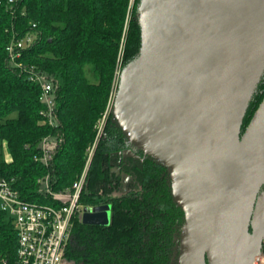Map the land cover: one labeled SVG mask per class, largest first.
<instances>
[{"label":"trees","instance_id":"trees-1","mask_svg":"<svg viewBox=\"0 0 264 264\" xmlns=\"http://www.w3.org/2000/svg\"><path fill=\"white\" fill-rule=\"evenodd\" d=\"M139 3L130 19L129 0H0V143L9 152V158L0 155V177H13L26 200L57 204L52 194L39 192L42 181L48 179L53 192L69 189L97 139L79 202L109 204L111 223L89 225L75 214L66 250L75 264H178L185 213L167 167L128 139L112 109L97 132L121 41L123 67L141 50ZM29 34L32 44L12 61L7 45ZM34 75L52 82L53 123ZM263 97L264 72L240 134ZM45 137L56 141L47 160ZM17 247L12 217L0 208V264H18Z\"/></svg>","mask_w":264,"mask_h":264},{"label":"water","instance_id":"water-1","mask_svg":"<svg viewBox=\"0 0 264 264\" xmlns=\"http://www.w3.org/2000/svg\"><path fill=\"white\" fill-rule=\"evenodd\" d=\"M142 45L112 113L163 163L185 213L178 264H258L264 238V0H140ZM83 223L109 225V204ZM252 229V232L250 231Z\"/></svg>","mask_w":264,"mask_h":264},{"label":"built area","instance_id":"built-area-1","mask_svg":"<svg viewBox=\"0 0 264 264\" xmlns=\"http://www.w3.org/2000/svg\"><path fill=\"white\" fill-rule=\"evenodd\" d=\"M32 42L30 34L24 39H13L6 47L11 60L15 62ZM31 79L40 84V100L46 106L44 112L49 115L48 120L53 123L52 82L40 75ZM55 145L56 141L50 137L42 140L43 159H48ZM85 178L86 173H83L69 189L56 192L51 190L48 179L43 180L39 192L52 194L57 197L58 203L41 204L24 199L13 177H0V208L12 217L17 232L18 264H75L67 257L66 250L72 235L73 218L85 208L79 202ZM256 262L264 264V238Z\"/></svg>","mask_w":264,"mask_h":264},{"label":"rangeland","instance_id":"rangeland-1","mask_svg":"<svg viewBox=\"0 0 264 264\" xmlns=\"http://www.w3.org/2000/svg\"><path fill=\"white\" fill-rule=\"evenodd\" d=\"M136 3H137V0H129V18L130 19L132 17ZM32 39H34L33 36H32ZM121 43L122 44L120 45V48H119L120 54H119V59H118V67L116 68L117 70L115 72V77H114L113 82H112L108 103H107L104 115L102 116L101 122L99 123V127L97 129V132H99V133L104 129L106 122H107V119H108V116L111 113V109L113 108L115 95H116L118 88H119L120 77H121V74H122L123 69H124V67H123L124 43H125L124 40H122ZM96 140L97 139L95 137L93 143L87 147L86 164H85V167H84L80 177L82 176L83 173L87 174V172H88L89 165L91 163L92 157L94 156V153L96 150V143H97ZM0 155H2L4 158L9 156V152H8L6 146L4 144H1V143H0ZM39 183H41V182L39 181ZM55 199H57V197H55ZM84 213H85V211L83 209L80 213L81 219H83Z\"/></svg>","mask_w":264,"mask_h":264},{"label":"crops","instance_id":"crops-1","mask_svg":"<svg viewBox=\"0 0 264 264\" xmlns=\"http://www.w3.org/2000/svg\"><path fill=\"white\" fill-rule=\"evenodd\" d=\"M5 145V144H4ZM6 146V145H5ZM7 148V147H6ZM6 158H9V156L8 157H6Z\"/></svg>","mask_w":264,"mask_h":264},{"label":"flooded vegetation","instance_id":"flooded-vegetation-1","mask_svg":"<svg viewBox=\"0 0 264 264\" xmlns=\"http://www.w3.org/2000/svg\"><path fill=\"white\" fill-rule=\"evenodd\" d=\"M250 231L252 232V229H250Z\"/></svg>","mask_w":264,"mask_h":264}]
</instances>
